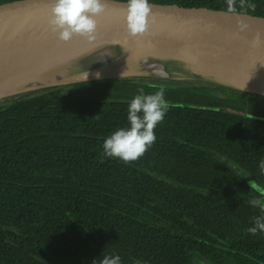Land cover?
Here are the masks:
<instances>
[{
    "label": "trees",
    "instance_id": "obj_1",
    "mask_svg": "<svg viewBox=\"0 0 264 264\" xmlns=\"http://www.w3.org/2000/svg\"><path fill=\"white\" fill-rule=\"evenodd\" d=\"M28 0H0V7ZM127 3V0H107ZM264 18V0H150ZM171 105L137 160L103 154L137 94ZM109 107V110L107 108ZM264 98L120 79L0 104V264H264ZM254 184V186H252ZM9 229L14 232H7Z\"/></svg>",
    "mask_w": 264,
    "mask_h": 264
},
{
    "label": "water",
    "instance_id": "obj_2",
    "mask_svg": "<svg viewBox=\"0 0 264 264\" xmlns=\"http://www.w3.org/2000/svg\"><path fill=\"white\" fill-rule=\"evenodd\" d=\"M51 2L28 0L0 7V96L10 91L6 81L15 71L63 42L47 24ZM107 4L108 9L96 17L98 27L95 39L116 43L121 55L129 53L126 47L143 49L164 66L167 78L135 74L129 70L114 69L112 64H104L88 71V81L82 78V73H78L62 84L13 95L0 104L16 102L56 88L120 79L181 82L264 98V18L150 4L155 15V23L150 24L151 35L130 37L127 36L123 16L127 3ZM241 22L247 25L244 31L239 29ZM97 71L102 74L99 80L92 75ZM222 74L228 75L230 81L220 80L218 77ZM3 229L0 226V231Z\"/></svg>",
    "mask_w": 264,
    "mask_h": 264
},
{
    "label": "clouds",
    "instance_id": "obj_3",
    "mask_svg": "<svg viewBox=\"0 0 264 264\" xmlns=\"http://www.w3.org/2000/svg\"><path fill=\"white\" fill-rule=\"evenodd\" d=\"M108 9L107 0H52L47 24L51 32L60 41L69 42L74 36L85 38L91 42L96 38V17ZM235 9L229 5L228 12ZM127 36L137 37L151 35L150 24L155 23V15L150 0H127L123 13ZM240 31L247 25L239 23ZM95 79L102 78L100 71L92 74ZM89 72L82 73V78L88 81ZM171 105L164 98V89L160 88L154 94H137L127 106L128 127L118 128L103 141V154L106 157L118 158L124 162L140 158L156 141L155 128L163 120ZM264 171V161L260 163ZM254 207L264 211V203L258 199L251 201ZM264 232V218L257 217L254 226L248 229L251 234ZM92 264H122L119 255H104Z\"/></svg>",
    "mask_w": 264,
    "mask_h": 264
},
{
    "label": "bare ground",
    "instance_id": "obj_4",
    "mask_svg": "<svg viewBox=\"0 0 264 264\" xmlns=\"http://www.w3.org/2000/svg\"><path fill=\"white\" fill-rule=\"evenodd\" d=\"M128 54H119L116 43L95 39L91 42L83 37H73L69 42L50 48L35 59L30 60L8 79L7 91L0 96V102L10 96L41 91L42 88L62 84L78 73L112 64L114 69L129 70L135 74H147L155 78H167L164 66L154 61L143 49L127 48ZM229 82V76L218 77ZM8 90V89H7Z\"/></svg>",
    "mask_w": 264,
    "mask_h": 264
},
{
    "label": "rangeland",
    "instance_id": "obj_5",
    "mask_svg": "<svg viewBox=\"0 0 264 264\" xmlns=\"http://www.w3.org/2000/svg\"><path fill=\"white\" fill-rule=\"evenodd\" d=\"M107 110H109V107L107 108ZM252 186H254V184H252Z\"/></svg>",
    "mask_w": 264,
    "mask_h": 264
},
{
    "label": "snow or ice",
    "instance_id": "obj_6",
    "mask_svg": "<svg viewBox=\"0 0 264 264\" xmlns=\"http://www.w3.org/2000/svg\"><path fill=\"white\" fill-rule=\"evenodd\" d=\"M249 74H251V70H250Z\"/></svg>",
    "mask_w": 264,
    "mask_h": 264
}]
</instances>
